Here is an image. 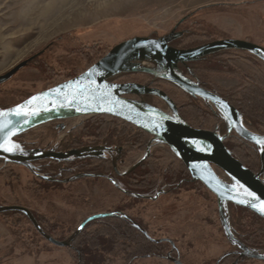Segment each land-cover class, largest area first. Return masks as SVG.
Listing matches in <instances>:
<instances>
[{
    "label": "rangeland",
    "instance_id": "374dc122",
    "mask_svg": "<svg viewBox=\"0 0 264 264\" xmlns=\"http://www.w3.org/2000/svg\"><path fill=\"white\" fill-rule=\"evenodd\" d=\"M60 1L0 0V75L31 58L10 79L0 84L1 105H13L28 95L45 89L47 84L40 73L43 64L61 70L62 67H71L77 63V57L70 56L68 50L65 51L54 43L50 46V43L65 34L74 38L72 41H66L71 48L77 45L86 48V45L98 42L110 50L114 45L133 37L158 38L178 26L176 32H181V36L192 30H204L218 34L220 39L245 40L264 48V0H100L102 5L99 9L90 7L79 18H73L71 15L76 14H73V10L78 12L80 8H84L83 0H77L75 6H72L73 0H65L64 4ZM60 11H63L64 15H59ZM204 43L208 42L180 48L187 49ZM229 58L225 60L231 61ZM226 66L229 67L228 64ZM261 69L264 73L263 66ZM186 70L193 75L192 69ZM251 70L250 67L247 73L254 75ZM230 71L225 68L205 72V82L214 91L228 93L241 83L239 74ZM257 77L264 83L263 77ZM143 82H147L146 78L136 75L125 77L116 83H137L146 86ZM246 84L247 79L244 81L245 86ZM160 88L172 97L169 96L174 104L181 102L180 94L174 93L170 85L161 84ZM236 93V99L240 100L238 95L242 90ZM145 96L129 95L128 98L157 107L164 108L166 105L155 95H147L151 97L148 103L144 99ZM88 118L90 117L47 122L29 128L19 136L25 141L31 140L39 148L54 147L56 150L61 145L62 148L57 151H64V145L69 143L68 140L72 136L76 138L77 144L67 149L88 146L80 145L87 142L97 144L104 139L82 138L76 132V127ZM60 123L63 124L61 129L58 128ZM217 126L220 127L216 125L214 129L218 130ZM244 126L252 132L264 134L262 127L255 131L245 124ZM135 130L136 128L130 125L126 133L131 135ZM151 139L149 135L144 150L140 146L129 147L122 144L123 160L115 161V166L112 165L113 159L104 165L101 163L105 161H94L91 166L101 170L112 165L114 169L128 168L130 171L135 167H144L146 170L176 167L178 159L172 151L156 141L150 146L154 140L148 146ZM71 144L73 143L68 145ZM147 147L150 151L153 149L157 157L155 160L158 163H153V166L142 165L149 153L140 160ZM245 152L252 154L249 149ZM136 162L138 163L135 164ZM46 181L35 178L20 165L12 164L0 168V206L15 205L27 208L36 222L39 220L43 229H46L43 231L59 241L71 236L84 219L108 212L123 217L127 214L135 219L133 223L146 234L149 232L156 240L169 238L174 242V249L169 247V244L152 246L149 247L148 254H143V251L135 248V259L126 254L122 256L119 264H173L165 258L167 249L170 256L171 252H174L175 258L183 264H216L219 257H225L220 264H264L254 259L243 260L238 256L239 251L233 250L236 246L232 245L224 234L212 194L201 187L189 188L185 183H181L179 186L173 185L167 194L159 195L156 200H135L134 203L126 205L123 202L124 194L105 176L75 177L66 181L59 179L61 184ZM126 224L129 225L128 222ZM33 229L28 218L23 219L12 212L0 213V264H70L71 255L76 253L77 245L71 244L69 248L54 246ZM125 243L127 248H134L132 241ZM103 258V264H107L106 261L110 258L106 254ZM77 263L75 260V264Z\"/></svg>",
    "mask_w": 264,
    "mask_h": 264
},
{
    "label": "water",
    "instance_id": "95a60500",
    "mask_svg": "<svg viewBox=\"0 0 264 264\" xmlns=\"http://www.w3.org/2000/svg\"><path fill=\"white\" fill-rule=\"evenodd\" d=\"M181 34L173 29L158 38L133 37L120 42L77 76L34 92L11 106L0 108V143L6 147L18 146L12 152L0 150V159L26 168L39 179L50 180L48 176L40 174L36 170L35 161L49 159L67 162L90 157L101 158L104 153L111 154L113 151L118 152L119 149L99 145L71 148L64 151H57L54 147L25 149L14 138L29 128L51 121L94 115L113 117L150 135L152 139L148 146L152 140L166 145L183 164L190 179L199 181L215 196L224 234L228 241L237 247L238 256L264 262V251L248 247L234 237L229 226L227 212V203H230L249 209L264 218V211H261L260 208L264 203V179L261 177V171L254 173L244 167L223 144L228 134L233 132L244 141L256 146L262 156L264 154V134H258L246 128L240 112L218 94L202 87L193 78L184 75L178 67L180 64L194 62L216 52L236 49L247 51L264 61V48L237 39H218L187 49L170 46V42L180 37ZM28 60L20 62L0 75V84L24 67ZM140 60H145L152 65H140L138 63ZM126 72L149 74L199 98L219 116L225 126V134L220 135L217 128L208 130L187 124L178 114L174 102L160 89L137 83L109 81L115 75ZM129 95H155L160 97L166 105L164 108L157 107L141 100L138 104L133 103L129 100ZM18 107L23 110L17 114L15 110ZM58 128H63V124L60 123ZM149 151L150 149L147 147L140 160L144 159ZM112 161V165L115 166L116 160ZM97 175L78 174L76 178ZM112 183L116 186L114 182ZM234 188L238 190V193ZM8 211L24 214L39 235L57 247H69L70 242L85 223L94 218L122 217L108 212L92 215L84 219L66 240L59 241L50 237L40 228L27 208L15 205L0 206V213ZM134 226L142 231L139 226L135 224ZM142 232L144 233V231ZM163 241L174 247L173 243L167 239L156 242ZM167 256L169 259V253ZM171 260L174 264H181L178 259Z\"/></svg>",
    "mask_w": 264,
    "mask_h": 264
},
{
    "label": "trees",
    "instance_id": "16d2710c",
    "mask_svg": "<svg viewBox=\"0 0 264 264\" xmlns=\"http://www.w3.org/2000/svg\"><path fill=\"white\" fill-rule=\"evenodd\" d=\"M220 38L221 37L218 34L212 32L192 30L191 32H186L181 37L172 40L170 45L176 48L189 47ZM72 39L74 40L69 34H65L56 39L55 42L50 43V46L54 43L57 44V47H60L65 51L68 50L70 56L73 55L77 57V63L71 67H62L61 70H56L51 66L43 64L40 73L44 76V80L47 84L45 88L68 80L84 72L109 50V47L98 42L90 43L86 45V48H84L85 46L83 45H77V47L72 46L71 48L69 47L70 45H67L68 42L66 41H72ZM225 58H229L231 61H226ZM186 64H188V68L192 69L193 75L191 76L186 69H184L182 73L187 77H191L198 81L200 85L206 89L212 88H210L205 82V72L228 68L231 70L230 72L234 71V73L239 74L241 83L234 90L228 93L218 91H216V93L240 112L242 120L246 126L255 131L259 130L261 127L264 128V86H262L264 83L257 77L261 76L264 78V73L261 69L262 66L264 67L263 60L255 57L247 51L236 49L216 52L202 57L197 61ZM227 64L229 67L226 66ZM250 67L252 73L254 75L257 74L256 76L247 73V70L250 69ZM136 75L145 77L147 82H143V84L148 87L161 89V84H167L174 89V93H177V95L180 94L182 100L175 105L178 114L187 124L208 130H213L216 125H220L219 129L224 130L223 123L219 122V116L212 112L199 98L183 92L167 81L155 78L146 73L137 72L122 73L119 76L110 78L109 81L119 82L125 77L127 78L128 76ZM246 79L248 80V84L245 86L244 81ZM238 90H242V93L238 95L240 96V100L236 99V94H238L236 92ZM150 98L151 97L147 95L144 97L148 103H150ZM10 105H12V103L6 104L5 106L0 104V108H5ZM129 126V124L107 115H94L88 118L86 122H83L76 127V132L82 138H92L93 140L103 138V142L105 143H114L117 145L123 144L129 147L140 146L141 149L144 150L149 135L140 129H136L131 135H129L126 133ZM223 132L224 131L221 133ZM18 137L20 136L18 135ZM75 140L76 138L72 136L71 139L68 140L69 144L73 143L76 145L77 142ZM223 144L231 152V155L244 167L254 173L259 172L262 168L264 176V155L262 159H260L258 148L256 146L244 141L234 133L229 134L227 138L224 139ZM246 149H249L252 154L250 155L248 152H245ZM152 150L149 152L142 165L153 166V163L154 165L158 163L157 160H155L157 158L156 154ZM78 160L80 159H74L73 161ZM45 161L52 162L53 160L46 159ZM105 163L108 164V160L101 164L104 165ZM9 165L11 166L12 164L0 159V168ZM175 166L176 167L174 168L168 167L164 170H136L131 182L134 183V186H138L139 188L147 187L149 189H152V186L155 185L158 180L161 184L167 183V185L173 186L174 183L179 180L181 174L186 175V169L179 160H177ZM92 171L101 172L98 168ZM109 175L113 176L112 174ZM151 176H154V178ZM113 179L118 186H124V178L113 176ZM227 206L229 225L234 237L248 247L259 250L264 249V218L243 207L234 206L230 203H227ZM118 209L120 208L118 207ZM9 212L17 214L23 219H27L23 214L16 211ZM123 220H125V217L123 216H107L103 218H94L86 222L78 236L70 243V246L71 244L77 245V249L75 250L76 253L71 255L70 264H75V260L78 262L77 264H103V262H105L103 258L104 254L110 258L106 261L107 264H119L122 256L126 254L131 255L133 259H135V248L138 251H143V254H148L150 252L149 247L167 245L164 241L154 243V241L147 240L137 228L135 229L134 221L128 225ZM37 222L42 230H46L43 229V225L39 220ZM33 230L37 233L35 229ZM128 240L132 241L134 246L133 249L125 246V242ZM242 259L251 260L249 258Z\"/></svg>",
    "mask_w": 264,
    "mask_h": 264
},
{
    "label": "flooded vegetation",
    "instance_id": "af4514ba",
    "mask_svg": "<svg viewBox=\"0 0 264 264\" xmlns=\"http://www.w3.org/2000/svg\"><path fill=\"white\" fill-rule=\"evenodd\" d=\"M177 28H178V26L175 27V31H177ZM178 67H179V70L182 72L184 69L188 68V64H180ZM151 88H153V87H151ZM157 89H159V88H157ZM208 90L216 93V91H214L213 89H208ZM217 127L219 128V126H217ZM223 127H224V130L218 129V132H219L220 135H224L225 132H226L225 126H223ZM220 131L221 132L224 131V132L221 133ZM231 133H233V132H231ZM14 140L20 142L22 147L25 148V149H33V148H37L38 147V145H34V143L31 140H28V141L26 140L25 141L21 137H18V136H16L14 138ZM68 144L66 143L64 145L65 147L62 150H65V149H67L69 147H72V145L74 146V144H71V145H68ZM80 145L81 146L82 145H88V146H98L99 145V146H104V147H109V148H114V149H119V150H118V152L113 151L111 154L104 153V155L101 158H92V157H90V158H83V159H80L78 161H73L72 160V161H68V162H57V161L50 162V161H45L46 159L45 160H40V161H35L34 164L37 166L36 170L38 172H40L41 174H44L45 176H48L50 178V180H47L46 182H48V183H58V184H61L59 182V179L66 181V179L72 178V180H73L76 177V175H78V174H98V175H102L103 178L105 176L108 180H111L112 182H114L116 184V186L115 185L114 186L116 187V189L118 191H120L122 194H124L125 200L123 202L126 205L131 203V202L134 203L135 200L142 201L144 199H147V200L153 201V200H156L159 197V195L167 194L169 192V190H171L172 186L167 185V183L161 184L159 180H158V182L155 185L152 186V189H149L147 187H140L139 188L138 186H134V183L131 182V179L134 178V174H135L134 172L136 170H139V171L140 170H145L144 167H135L134 169H132L130 171V169H128V168L127 169H120L119 167H117V168L114 169L113 166L110 165V167L108 169H105V168L102 169L101 168V172L97 173V172L92 171V170H96L97 169V168H93V166H91L94 161L103 162V161H107V160L109 161L110 159H115L117 162H122V160H123L122 159L123 149H122L121 145H117V144H114V143H112V144L106 143L105 144V142H103V141H100L97 144L96 143L87 142L85 144H80ZM61 148L62 147L60 145V146H58V148H56V150H59ZM258 153H259V151H258ZM259 155H260V153H259ZM262 157L263 156H260V159H262ZM260 171H261V177L264 179L262 168L259 170V172ZM256 173H258V172H256ZM65 174H67V176L64 177ZM109 174H112L114 177H118L119 176V177L124 178L125 179L124 182H123L124 186L123 187L118 186L117 183L114 181L113 176H111ZM61 177H63V179H61ZM61 182H63V181H61ZM181 183H185V185L188 186L189 188L190 187H201L207 193L210 194V192L199 181H193V180L190 179V176H189V173L187 172V170H186V175L181 174L179 180L176 181L174 183V185L175 186H179ZM212 198L214 199V202L217 205V200H216V198H215V196L213 194H212ZM217 213H218V211H217ZM125 221L128 222L129 224H131V222L135 221V219L130 218L126 214ZM137 223H138V225L140 224L139 222H137ZM140 226H141V224H140ZM138 231L147 240L152 241V242L154 241V243L156 241L161 240V239H157L156 240V238L152 237L149 232L147 233L148 234L147 235L145 232L143 233L140 230H138ZM164 239L170 240L169 238H164ZM170 241L174 245V242L172 240H170ZM156 243H158V242H156ZM166 243L169 244L168 242H166ZM169 247L174 249V247H172L171 245ZM233 250H238V249H237V247H233ZM173 253L174 252H171V256L169 254V260H170L171 263H173L171 259H176ZM167 255H168V249L165 252V258L166 259L168 257ZM224 258L225 257H219L218 260L216 261V264H220L221 261ZM180 263L183 264L181 262V260H180Z\"/></svg>",
    "mask_w": 264,
    "mask_h": 264
},
{
    "label": "bare ground",
    "instance_id": "6f19581e",
    "mask_svg": "<svg viewBox=\"0 0 264 264\" xmlns=\"http://www.w3.org/2000/svg\"><path fill=\"white\" fill-rule=\"evenodd\" d=\"M77 0H73V2H72V6L74 5V3L76 2ZM84 1V3L83 4H85V6H84V8H80L79 10L80 11H72V12H74L73 14H75V15H71V16H73V18H79L80 16H81V14H83V13H86L88 10H89V8L90 7H95L96 8V10H97V8L99 9V7H100V5H102V2H100V0H90L89 2H87L86 0H83ZM104 1V0H103ZM60 2H62L63 4H64V2H65V0H61ZM59 2V3H60ZM75 6V5H74ZM82 6V5H81ZM78 7H80V6H78ZM76 9V8H75ZM78 9V8H77ZM101 9V8H100ZM101 11V10H100ZM100 11H97V12H100ZM97 12L95 13V14H97ZM64 15V12L63 11H60L59 12V15ZM93 14H94V12H93ZM91 15V14H90ZM92 16V15H91ZM58 18V17H57ZM138 63L140 64V65H148V66H151L152 64L151 63H148V62H146L145 60L143 61V60H140V61H138ZM131 102H133V103H140V102H137V101H134V100H131V99H129ZM155 143V141H153L152 142V144L150 145V146H152L153 144ZM234 190H235V192L236 193H238V190L237 189H235L234 188Z\"/></svg>",
    "mask_w": 264,
    "mask_h": 264
},
{
    "label": "snow or ice",
    "instance_id": "6c2138e0",
    "mask_svg": "<svg viewBox=\"0 0 264 264\" xmlns=\"http://www.w3.org/2000/svg\"><path fill=\"white\" fill-rule=\"evenodd\" d=\"M22 110H23L22 108L18 107L15 111L18 114ZM16 147H18V146L10 145V146H7L6 147L3 143H0V150H3L5 152H12ZM253 207H255V205H253ZM260 208H261V211H264V203L261 204Z\"/></svg>",
    "mask_w": 264,
    "mask_h": 264
}]
</instances>
